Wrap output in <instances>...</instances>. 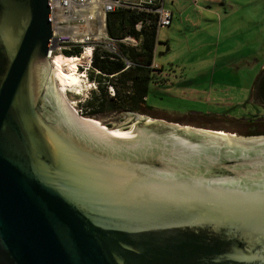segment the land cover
I'll use <instances>...</instances> for the list:
<instances>
[{"label":"water","instance_id":"95a60500","mask_svg":"<svg viewBox=\"0 0 264 264\" xmlns=\"http://www.w3.org/2000/svg\"><path fill=\"white\" fill-rule=\"evenodd\" d=\"M51 35L49 0H0V264H264V137L83 117Z\"/></svg>","mask_w":264,"mask_h":264},{"label":"rangeland","instance_id":"374dc122","mask_svg":"<svg viewBox=\"0 0 264 264\" xmlns=\"http://www.w3.org/2000/svg\"><path fill=\"white\" fill-rule=\"evenodd\" d=\"M219 1L205 0L195 5L197 8L183 3L180 28H175L171 37L173 46L163 55L174 64L173 68L167 63L164 65L169 81L162 85L151 82L148 89L147 106L156 110L159 118L144 113L147 108L134 113L237 137H245L247 129L234 120L246 121L264 114L263 109L250 103L247 95L264 63V0H226L225 5ZM189 15L194 16V26L187 20ZM169 34V29L162 27L158 39L164 42L170 38ZM218 44L224 55L217 54ZM222 57L237 68L224 67ZM155 60H160V54H156ZM102 87L107 89L105 85ZM92 89L100 91L97 83L80 79L77 86L65 88L63 95L80 115L101 125L126 113L104 110L93 116L85 115L89 111L85 105L93 95ZM104 95L109 98L108 94ZM112 126L119 129L125 124Z\"/></svg>","mask_w":264,"mask_h":264},{"label":"trees","instance_id":"16d2710c","mask_svg":"<svg viewBox=\"0 0 264 264\" xmlns=\"http://www.w3.org/2000/svg\"><path fill=\"white\" fill-rule=\"evenodd\" d=\"M139 23L141 28L137 30L136 25ZM106 24L111 39L131 36L139 40V45L132 48L119 43L117 55L104 50L95 51L93 69L88 73V80L97 83L100 91L92 89L93 95L85 105L89 111L85 115L93 116L104 110L118 113L138 112L143 107L148 109L145 97L151 82H157L156 77L160 71L153 67L158 32L156 16L137 10L120 9L107 14ZM76 54L78 52L72 55ZM66 55L70 56L71 53L66 52ZM124 60L131 63L127 69ZM102 85L107 89L104 90ZM103 93L108 94L109 98L107 95L103 97Z\"/></svg>","mask_w":264,"mask_h":264},{"label":"built area","instance_id":"2783aa9c","mask_svg":"<svg viewBox=\"0 0 264 264\" xmlns=\"http://www.w3.org/2000/svg\"><path fill=\"white\" fill-rule=\"evenodd\" d=\"M120 9L137 10L156 16L157 28L169 27L172 15L164 6V0H49L51 39L49 58L66 55L79 60L76 71L80 79L88 81L93 69V57L97 50L119 53V43L136 48L139 40L126 36L111 39L107 34V14ZM141 24L136 25L140 30ZM78 52L76 55H72ZM125 61V69L131 63ZM154 67V63H153ZM98 73V72H97Z\"/></svg>","mask_w":264,"mask_h":264},{"label":"crops","instance_id":"0c3cea01","mask_svg":"<svg viewBox=\"0 0 264 264\" xmlns=\"http://www.w3.org/2000/svg\"><path fill=\"white\" fill-rule=\"evenodd\" d=\"M192 1H193V3L190 0H170V1L164 0V6L167 10H169L171 12L172 20H171L170 26L167 27L169 29V32H170V34H169L170 38H166V40L164 42H161L158 39V32H157V44L155 47V55H154L153 63H154V67L160 69V71L156 77V78H158V80H157L158 83L155 82L156 84L162 85L163 83H167L169 81V79H168L169 74H168L167 70H165V68H164L165 63H167V66H171L172 68L174 66L173 62L169 58H164L163 55L167 54L171 50V47L173 46V45H171V37L173 36V34L175 32V28H180L178 22L181 21V6L183 5V3H188L189 5H191L192 8H197L196 6H198L200 2H204L205 0H192ZM219 2L221 4H224V5L226 4V0H221ZM217 14H218V12H217ZM225 16H222V19H224ZM189 17L190 18H187L188 22L194 26V24H195L194 16L189 15ZM158 31H159V29H158ZM181 33H182V31H181ZM188 45H189V43H188ZM218 53H222L223 55L225 53L222 51V49L220 50L219 44L217 46V54ZM156 54H160V60L159 61L155 60ZM221 61H222L221 64L226 68H229V69L237 68L235 66V64L232 65V63H230V62H226V60H224V57H222ZM262 66H264V63ZM262 66H261V68H262ZM159 81H161V82L163 81V82L161 83ZM147 102H148V94H147V97H145L146 106H147ZM148 110L154 112V113H151L152 116H154L155 113H158V112H156V110H152V108H149V107H148ZM154 117L159 118V117H156V114ZM161 119H163V118H161Z\"/></svg>","mask_w":264,"mask_h":264},{"label":"bare ground","instance_id":"6f19581e","mask_svg":"<svg viewBox=\"0 0 264 264\" xmlns=\"http://www.w3.org/2000/svg\"><path fill=\"white\" fill-rule=\"evenodd\" d=\"M50 61L53 66L52 69L55 82L57 83V87H59L58 89H60L59 92L56 91V87L54 91L51 90L52 93L50 94V98L55 102L58 99V95L62 97V94L66 93V91H64L65 88L68 86H77L79 84L80 77H78V72L76 71V66L77 63H79V60L65 55H56L51 57ZM47 88L50 89V86L48 85ZM219 133L224 135L223 132Z\"/></svg>","mask_w":264,"mask_h":264},{"label":"flooded vegetation","instance_id":"af4514ba","mask_svg":"<svg viewBox=\"0 0 264 264\" xmlns=\"http://www.w3.org/2000/svg\"><path fill=\"white\" fill-rule=\"evenodd\" d=\"M252 94L253 95V101H252V105L261 108L264 110V68L260 70V72H258L255 81H254V85L252 87ZM145 108V107H143ZM134 112H126L125 113V117L126 118H130L131 115ZM144 113H154L150 110H146ZM130 121H127L125 125H130L129 124ZM234 122L238 123L239 125H243L246 127V133H245V137L243 138H251V137H264V114L257 117H250L249 120L243 121H235ZM132 124V122H130Z\"/></svg>","mask_w":264,"mask_h":264}]
</instances>
